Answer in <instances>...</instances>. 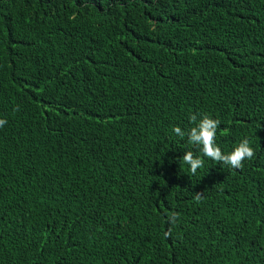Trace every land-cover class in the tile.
<instances>
[{
	"label": "trees",
	"instance_id": "16d2710c",
	"mask_svg": "<svg viewBox=\"0 0 264 264\" xmlns=\"http://www.w3.org/2000/svg\"><path fill=\"white\" fill-rule=\"evenodd\" d=\"M0 120V264H264V0H0Z\"/></svg>",
	"mask_w": 264,
	"mask_h": 264
},
{
	"label": "clouds",
	"instance_id": "9594fccd",
	"mask_svg": "<svg viewBox=\"0 0 264 264\" xmlns=\"http://www.w3.org/2000/svg\"><path fill=\"white\" fill-rule=\"evenodd\" d=\"M190 121L195 124L188 131L182 130L181 127L175 126L173 131L176 136L184 139L187 136L190 145L199 146L203 157H207L212 161L223 163L232 169H242L245 160H251L255 151L250 146L247 139L243 140L229 154H224L216 144L217 129L220 121L204 115L197 122V116H190ZM6 123L5 120H0V126ZM182 161L190 166V172L195 175L197 170L204 166V159L199 156H194L192 151H186L182 156ZM200 195L197 194L196 199ZM167 235V234H166Z\"/></svg>",
	"mask_w": 264,
	"mask_h": 264
}]
</instances>
